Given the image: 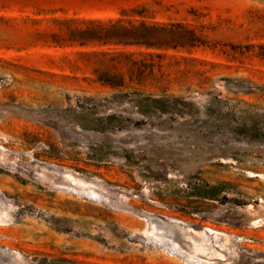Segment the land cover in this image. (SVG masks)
<instances>
[{
	"label": "rangeland",
	"instance_id": "obj_1",
	"mask_svg": "<svg viewBox=\"0 0 264 264\" xmlns=\"http://www.w3.org/2000/svg\"><path fill=\"white\" fill-rule=\"evenodd\" d=\"M1 212L0 264H264V0H0Z\"/></svg>",
	"mask_w": 264,
	"mask_h": 264
},
{
	"label": "trees",
	"instance_id": "obj_2",
	"mask_svg": "<svg viewBox=\"0 0 264 264\" xmlns=\"http://www.w3.org/2000/svg\"><path fill=\"white\" fill-rule=\"evenodd\" d=\"M144 9L123 11L125 16H142ZM130 13V14H129ZM66 28L63 42L70 45H103V46H136L149 49L176 48L182 46V34L173 25L152 23L146 21H125L123 19H83L81 21L68 19L62 21ZM60 43V41L55 40ZM109 55L108 53H104ZM126 53L119 52L118 56Z\"/></svg>",
	"mask_w": 264,
	"mask_h": 264
},
{
	"label": "bare ground",
	"instance_id": "obj_3",
	"mask_svg": "<svg viewBox=\"0 0 264 264\" xmlns=\"http://www.w3.org/2000/svg\"><path fill=\"white\" fill-rule=\"evenodd\" d=\"M1 213H3V212H1ZM6 219H7V213L6 214H4V213L0 214V221H5ZM191 258H193V257H191ZM195 261H197V260H195Z\"/></svg>",
	"mask_w": 264,
	"mask_h": 264
},
{
	"label": "water",
	"instance_id": "obj_4",
	"mask_svg": "<svg viewBox=\"0 0 264 264\" xmlns=\"http://www.w3.org/2000/svg\"><path fill=\"white\" fill-rule=\"evenodd\" d=\"M170 250L173 251L172 248H170ZM4 253H5V254H8L10 258H12V256L15 255L13 252H11V251H9V250H4Z\"/></svg>",
	"mask_w": 264,
	"mask_h": 264
}]
</instances>
